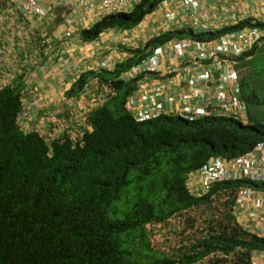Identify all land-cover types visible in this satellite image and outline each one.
<instances>
[{
    "label": "trees",
    "instance_id": "16d2710c",
    "mask_svg": "<svg viewBox=\"0 0 264 264\" xmlns=\"http://www.w3.org/2000/svg\"><path fill=\"white\" fill-rule=\"evenodd\" d=\"M7 1L0 0V11ZM159 2L141 0L131 12L105 16L82 30V38L95 40L107 28L131 29ZM251 20L216 31L167 30L130 48L133 56L113 68L82 71L65 96H79L94 79L105 98L87 113L88 129L75 136L68 127L47 139L20 126L24 73L1 86L0 264H250L254 251H264V237L244 229L233 212L238 189L264 190V181L216 182L199 197L185 187L188 172L208 157L238 156L264 141V120L249 112L264 104L259 89L251 87L252 80H264L255 78L263 71L264 56L255 62L259 46L237 57L236 65L250 122L213 114L137 121L126 99L139 78L121 76L168 39L208 40L245 25L264 27ZM196 212H203L199 224ZM170 217H183L190 232L187 245L166 254L151 246L145 225ZM135 245L147 252L138 255Z\"/></svg>",
    "mask_w": 264,
    "mask_h": 264
},
{
    "label": "built area",
    "instance_id": "2783aa9c",
    "mask_svg": "<svg viewBox=\"0 0 264 264\" xmlns=\"http://www.w3.org/2000/svg\"><path fill=\"white\" fill-rule=\"evenodd\" d=\"M76 1L90 7L97 4L106 12H119L131 3V0ZM203 1L164 0L162 18L170 24L164 28L189 20L193 27L215 30L251 16H246L247 13H232L226 4L206 8ZM258 8L263 17L257 18L264 22V1L259 3ZM230 12L232 16H229ZM21 13L42 17L47 10L38 0H23ZM217 25V28H213ZM259 42H264V27L252 26L208 40L173 38L158 44L149 49L145 56L137 57L138 60L131 67L128 73L130 77L143 78L128 95L126 106L138 121L159 116L195 120L213 114L247 122V102L242 96L237 57ZM242 178L264 181V141L235 157L207 158L199 169L189 174L186 186L190 193L200 195L207 192L214 182ZM247 205V216L257 219L258 227L253 229L255 225L249 226L251 230H246L264 237V215L260 213L264 207V190L240 187L234 214ZM250 264H264V251H254L250 256Z\"/></svg>",
    "mask_w": 264,
    "mask_h": 264
},
{
    "label": "crops",
    "instance_id": "0c3cea01",
    "mask_svg": "<svg viewBox=\"0 0 264 264\" xmlns=\"http://www.w3.org/2000/svg\"><path fill=\"white\" fill-rule=\"evenodd\" d=\"M21 1L22 0H8L7 5H5L0 11V43L7 41L12 44L16 43L14 40H4L5 35H7L10 30H13L14 26H16L15 29L18 30V28H20L19 30H21V32L25 35V44L26 38L28 37L27 33L29 31L32 34H48V38L46 40L44 39L40 41V43H42V41L46 42L47 46L41 48L38 42H31L37 48L36 53H38V56L37 54L36 56L38 58H36L35 61H39L38 65L35 67H25L27 68L25 69L24 66L29 63V61L26 60L25 63L27 64L24 63L21 68H14L12 73L6 74L5 84L16 81L17 77L24 73L27 84L26 91L33 87L34 90L38 92H45L44 90H47L50 93L59 92L61 97L64 92L69 89L70 85L79 73L85 70L101 67L103 64L102 59H104V57H107V66L110 69L113 68L116 63L124 61L130 56L131 52H133L130 50V47L125 48V52H121L123 45L126 43V38H118L117 30H121V35L123 34L125 37H127V32H129V34L131 33L132 37L137 38L135 40L138 42L135 43L139 44V41L141 42V40L145 42L147 39L158 36L164 31L163 28L165 25H170L167 24L162 17H160L158 14H154L155 12H153L145 15L141 22L132 29L122 30L119 28H107L101 32L97 39L86 41L82 38V30L90 28L95 22L98 21V16L93 10L80 6L76 0H38L39 3L44 5V7L47 9L48 13L46 17H38L36 15L21 16L19 10ZM140 1L141 0H131V3L129 4V10L133 11ZM262 1L264 0H204L202 3L206 5V8H211L213 5L218 6L219 4H226L229 7L228 11H231L232 13H241L240 11H242L243 14L247 13L246 16L253 13L255 17L261 18L263 17V13L257 5ZM65 3L68 4L65 5ZM231 12L229 16H232ZM186 19H188V17ZM88 20L91 21L88 22ZM155 22H159L160 26L157 23L156 26H159V28H157L158 30L155 31L154 29H156V26L153 27L151 34V30H149L150 28L147 26V24L153 26ZM55 23H57V26L55 27V30H52L53 24ZM187 24L188 21L186 20L184 22H180V27H184ZM113 31L115 32L114 36L112 33ZM105 35H108V37ZM103 38L110 40V42H104V46H109V48L106 49L104 55H97L94 53V49L98 47L97 43ZM114 42L119 45V48L113 44ZM56 43H59L61 46H63V48L60 52H56L54 54L51 51L53 50L52 46ZM85 49H87V51H85ZM13 50L16 51L17 48L15 47ZM104 51L105 50H103L101 53ZM25 53H28L27 49ZM12 55L13 57H16V55L18 57L19 54L13 53ZM31 55H33V53H31ZM56 56L58 58L56 61H54ZM11 60L12 59L9 57L8 61L12 64ZM8 61L6 65L9 64ZM77 63H79L78 67L82 65V68L79 67L78 70H76ZM90 84L91 85L89 89L91 91L97 89L94 80H92ZM37 95L38 96L33 99H28L25 97V108L27 107L28 110H33L34 108L32 107H38V103H40V101L37 100L39 98H43V96H41L40 93ZM83 95H86L88 98L90 97L88 90L80 94L81 97ZM77 98L75 100L73 98L72 100L70 99L68 104L76 101ZM50 103L51 101H48L46 102V105L42 104V107L50 109L51 105H48ZM42 110L43 109H41L40 112ZM28 113L30 112L28 111ZM43 118L44 117H41V119ZM248 211V205L237 210L235 213L237 220L247 230H251L249 226L254 225L255 226L253 229H256L258 227L256 225L257 219L254 220L252 218H248ZM260 213H262V216L264 215V207L260 210Z\"/></svg>",
    "mask_w": 264,
    "mask_h": 264
},
{
    "label": "rangeland",
    "instance_id": "374dc122",
    "mask_svg": "<svg viewBox=\"0 0 264 264\" xmlns=\"http://www.w3.org/2000/svg\"><path fill=\"white\" fill-rule=\"evenodd\" d=\"M234 2V1H233ZM232 2V3H233ZM218 3V2H217ZM231 3V4H232ZM259 6V4L257 5ZM242 13V11H240ZM156 13L158 15H160L162 13V11L160 10V5L157 7L156 9ZM150 17V16H149ZM148 17V18H149ZM92 19V18H91ZM91 20H88V22H90ZM158 23V25L160 26L159 22H155V24L153 26H150L147 24V26L150 28L149 30H151V34H152V28L156 26V24ZM57 26V23L53 24L52 30H55V27ZM159 26H156V29H154L155 31H157L159 28ZM219 25L217 26H213V28H217ZM16 26H14L13 30H10V32L5 35L4 40H10V41H15V44L4 42V43H0V86L4 85L6 82V74H10L12 73L13 69L17 68H21L22 65L26 62V60L29 61V63H25L27 64L25 67H30V66H37L39 61L36 62L35 59L38 58V53H36V47L34 44H32L31 42H38L42 47L47 46V43L42 41V43H40L41 40H46L48 38V34H44V35H40L39 34H35V33H31L30 31L27 33L28 37L26 38V44L24 43V38L25 35L21 32V30H19L20 28L15 29ZM196 31H205V30H209V29H203L201 27L198 26H194L193 27ZM168 29V28H167ZM166 29V30H167ZM111 31V30H110ZM35 32V31H34ZM127 32V31H126ZM113 36L115 35V32L113 31ZM122 31L121 30H117V36L118 38H126L125 40V44L123 45V48L121 50V52H125V48L130 47V48H137V46H139L140 48L142 47V45L144 44V41L141 40V42L139 41V44H136L135 42H138L136 37H132L131 33L129 34V32H127L126 36H123V34L121 35ZM26 35V36H27ZM108 37V35H105ZM141 37V36H140ZM138 37V38H140ZM145 37V36H143ZM110 42L109 39L107 38H103L101 39L97 44L98 47H96L94 49V53L97 55H104V53L106 52V49L109 48V46H104V42ZM21 43V45H20ZM43 44V45H42ZM116 47L119 48V45L116 44L115 42L113 43ZM264 44V43H263ZM29 46H34V47H29ZM259 46V45H258ZM263 46V45H261ZM259 46L258 50H257V58L255 60L256 65L260 64L261 58L262 56H264V50L261 49ZM17 48L16 51H14V48ZM53 50L51 51L52 53H56V52H60L61 49L63 48V46H61L59 43L54 44L53 46ZM26 49L28 50V53H25ZM103 50H105L103 53H101ZM85 51H87V49H85ZM13 53H18V57L16 55V57H13ZM31 53H33V55H31ZM37 54V56H36ZM11 58L12 60V64L8 61V58ZM57 56L56 58H54V61L57 60ZM63 58V57H62ZM260 60H259V59ZM77 60H78V55H77ZM103 60V59H102ZM8 61V65H6ZM263 63V67H262V73L259 76H255V78H259V79H264V59L261 61ZM79 63H77L76 66V70H78L79 67L82 68V65L79 66ZM27 69V68H25ZM239 74H240V78L243 75L242 71L240 68H237ZM260 83L258 82V79L252 80L251 82V87H256L259 89L260 92V98H261V103H264V80L263 82H261L260 86H257V84ZM40 91V90H39ZM45 92H38L35 91L33 87H31L27 93H25L26 97L28 99H33L35 97H37L38 93L41 94V96H43V98H39L37 101H40V103H38V107H32L34 108L33 110H28V108L26 107V109L24 110L21 118L19 119V123L21 125V127L28 131V130H33V129H37L39 130L47 139H52L54 137H56L58 134H60L61 130L63 131L65 128H71L70 129V133L75 136L80 127H84L87 128L86 125V114L88 112V107L90 105V99L88 97H86L85 95H83L82 97L79 96L77 98L76 101H73L72 103L68 104L70 102V98L66 97L65 94L61 95L59 94V92L57 93H50L47 90H44ZM96 92V94H102L101 91L95 89L94 90ZM64 97V98H63ZM51 101L50 104L51 108H50V113L46 112L45 110L41 111L40 110L43 108L42 104L46 105V102ZM68 104V105H67ZM28 111L30 113H28ZM249 112L253 113L256 112V116L260 119V120H264V104H256L253 106H250L249 108ZM41 117H44L43 119H41ZM196 215L198 217V224L199 221L203 222L202 218L203 217V212L201 213H197ZM175 225V228H172V226ZM167 226L166 228H160L158 229V226H154L152 227L153 231L151 234V244L152 246L161 251H169L172 250L173 248H175L177 245H179L180 243H182L181 240V236L184 235L181 232L180 229V225L178 224L177 220H170L167 222ZM135 247H137V250H135V253L139 252V254H144L145 252H147L146 249H140V247H138V245ZM176 249L173 250V252H175Z\"/></svg>",
    "mask_w": 264,
    "mask_h": 264
},
{
    "label": "clouds",
    "instance_id": "9594fccd",
    "mask_svg": "<svg viewBox=\"0 0 264 264\" xmlns=\"http://www.w3.org/2000/svg\"><path fill=\"white\" fill-rule=\"evenodd\" d=\"M23 2V0L21 1V3ZM21 3H20V8H19V10H20V15L21 16H28V15H25V14H23V13H21ZM79 3V2H78ZM140 3V2H139ZM80 4V3H79ZM42 5V4H41ZM160 5V10L162 11V13L159 15L160 17H162V14H163V10H164V0H161V2H159V4L156 6V8L154 9V11H152L151 13H153V12H155L154 14H157L156 13V9H157V7ZM220 5V4H219ZM43 7H44V5H42ZM80 6H82V7H87L88 9H90V10H93L94 12H96V14H97V16H98V20H100V19H102L103 17H105V16H108V15H111V14H117V13H122V12H125V13H128V12H131L132 10H129V4L126 6V8L124 9V10H121V11H119V12H106V11H104L102 8H100L97 4H95L94 6H92V7H90V6H88V5H83V4H80ZM214 6H217V5H213L212 7H214ZM259 7V6H258ZM45 8V7H44ZM46 9V8H45ZM47 10V9H46ZM48 13V12H47ZM47 13H46V15L45 16H42V17H46L47 16ZM150 14V13H149ZM241 14V13H240ZM30 15H35V14H30ZM249 15H251L250 17H246L245 19H247V18H249V19H252L251 20V23H253V24H255V23H257V22H259V23H264L263 21L261 22V21H259L258 20V18L257 17H255L254 16V14L253 13H251V14H249ZM36 16H38V15H36ZM38 17H40V16H38ZM245 19H239L238 21H237V23L238 22H240V21H242V20H245ZM186 21H188V24L186 25V26H184V27H191V28H193V26L192 25H190V22H189V20H186ZM141 22V21H140ZM139 22V23H140ZM139 23H137V24H139ZM237 23H235V24H237ZM136 24V25H137ZM235 24H228V25H225V26H223V27H226V26H230V25H235ZM135 25V26H136ZM134 26V27H135ZM252 26H257V27H261V28H263V26H258V25H249V26H244V27H252ZM222 27V28H223ZM244 27H242V28H244ZM133 28V27H132ZM131 28V29H132ZM176 28H182V27H180V24H172L171 26H170V28H163L164 29V31L163 32H165V31H167V30H173V29H176ZM222 28H220V29H222ZM242 28H238V29H242ZM167 29V30H166ZM194 29V28H193ZM220 29H215V30H205V31H216V30H220ZM238 29H235V30H238ZM129 30V29H128ZM230 31H234V30H229V31H227V32H230ZM227 32H225V33H227ZM222 34H224V33H222ZM219 35H221V34H219ZM218 36V35H217ZM171 39H173V38H171ZM180 39V38H179ZM148 40V39H147ZM146 40V41H147ZM168 40H170V39H168ZM145 41V42H146ZM167 41V40H166ZM145 42H144V44H145ZM264 42H262V43H257V44H254L252 47H254L255 45H262ZM143 44V45H144ZM142 45V46H143ZM252 47H250V48H252ZM137 48H140L139 46H137ZM149 50H147L146 51V53L148 52ZM246 52V51H245ZM133 53H131L130 54V56H133L132 55ZM104 60H106V63H103L102 65H101V67H106V68H108V66H107V64H108V59H107V57H104V59H103V61ZM135 64V63H134ZM133 64V65H134ZM133 65H131L130 66V69H131V67L133 66ZM130 69L129 70H127L126 72H124V73H122V77L125 79V80H131V79H133V78H139V81H141V79L143 78V76H137V77H130L129 75H128V73H129V71H130ZM92 80H94V79H92ZM91 80V81H92ZM90 81V82H91ZM139 81H138V83H139ZM90 82H89V84L87 85V87L84 89V91L82 92V93H84V92H86L87 90H88V92H89V99H90V105H89V107H88V112L97 104V103H99L100 101H102L104 98H105V93H103V94H96V92L94 91V90H90L89 88H90ZM94 82H95V85H97V83H96V81L94 80ZM138 83H137V87H138ZM5 85V84H4ZM3 86V85H2ZM98 86V85H97ZM1 87V86H0ZM136 87V88H137ZM135 88V89H136ZM98 90V89H97ZM27 91L25 90V93H26ZM91 94V95H90ZM80 96V95H79ZM79 96H77V97H79ZM86 96V95H85ZM25 97H26V95L24 94V97H23V110H22V112L20 113V115H19V117H18V120L21 118V116H22V114H23V112H24V110L26 109L25 108ZM77 97H68V98H70L71 100H72V98L75 100ZM87 97V96H86ZM128 97V96H127ZM127 107V106H126ZM43 110H45L46 112H48V113H50V109H46V108H42ZM128 110H129V108H128ZM130 111V110H129ZM87 112V113H88ZM132 114V113H131ZM87 115V114H86ZM132 116H133V114H132ZM216 116H221V115H216ZM134 117V116H133ZM160 117V116H159ZM225 117V116H224ZM86 118V117H85ZM135 118V117H134ZM247 118H248V121L247 122H250V119H249V112H248V105H247ZM154 119V118H153ZM150 120V119H149ZM189 120V119H188ZM138 121V120H137ZM242 122H244V121H242ZM20 124V123H19ZM86 125H87V122H86ZM21 126V125H20ZM83 129H88V125H87V128H84V127H80V129H79V131H78V133L81 131V130H83ZM62 133V130H61V132H60V134ZM59 135V134H58ZM244 154V153H243ZM241 155V154H240ZM213 156H218V155H213ZM211 157V156H210ZM222 157V156H221ZM235 157V156H234ZM209 158V157H208ZM231 158V157H230ZM202 166V165H201ZM200 166V167H201ZM199 167V168H200ZM199 168H197V169H199ZM197 169H194V170H191L190 172H188V174H187V178H186V180H185V187H186V189H187V191H188V188H187V186H186V181H187V179L189 178V174L191 173V172H193V171H195V170H197ZM243 179V178H242ZM245 179H247V178H245ZM223 181V180H222ZM225 181H227V180H225ZM256 181V180H255ZM217 182H221V181H217ZM214 183H216V182H214ZM213 183V184H214ZM213 184L211 185V187H210V189L207 191V192H205V193H203V194H200V195H196V194H192V193H190L189 191H188V193L190 194V195H192V196H197V197H199V196H202V195H204V194H207L211 189H212V186H213ZM192 212H189V214H191ZM235 215V214H234ZM236 217V216H235ZM170 220H177V222H178V224L180 225V229H181V232H179V233H182V234H184V235H182L181 236V240H182V243H180L179 245H177L175 248H173L172 250H169V251H164V252H161V251H159V250H157V249H155L153 246H152V244H151V246L154 248V250H157V251H159V252H161V253H171V252H173V250L174 249H176L175 250V252H173V253H177L176 251H178V247H180V246H182V245H187L188 243H187V237H188V234H189V232H190V230L189 229H187L186 228V226H185V222H184V219H183V217L182 218H180V217H170V218H168V219H166V220H164V221H162V222H154V221H151V222H148V223H146V225H145V228H146V230H147V232H148V237H149V239H150V241H151V234H152V231H153V229H152V227H154V226H158V229H160V228H166V227H168L167 226V222L168 221H170ZM197 223H198V221H197ZM241 225V224H240ZM242 226V225H241ZM172 228H175L176 229V227H175V225H173L172 226ZM183 238H184V240H185V243H183ZM176 264H179L178 262L176 263ZM185 264H193V263H185Z\"/></svg>",
    "mask_w": 264,
    "mask_h": 264
}]
</instances>
